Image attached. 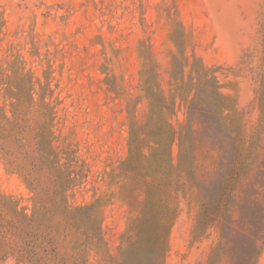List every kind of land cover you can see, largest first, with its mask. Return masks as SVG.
<instances>
[{
  "label": "rangeland",
  "instance_id": "obj_1",
  "mask_svg": "<svg viewBox=\"0 0 264 264\" xmlns=\"http://www.w3.org/2000/svg\"><path fill=\"white\" fill-rule=\"evenodd\" d=\"M0 22V77L35 83L25 122L7 128L19 140L9 145L16 164L0 154V264L120 259L147 182L162 163L177 166L180 153L177 141L150 160L157 147L146 135L153 123L145 82L167 92L173 63L184 57L209 69L241 112L256 165L226 191L222 230L210 217L196 230L202 203L211 209L226 184L228 164L212 142L193 146L196 160L186 161L194 169L179 187L178 170H167L179 214L166 264H264V0H0ZM43 100L48 124L37 126ZM173 122L183 128V109ZM42 137L52 148L46 159ZM89 228L101 234L99 247L85 242Z\"/></svg>",
  "mask_w": 264,
  "mask_h": 264
},
{
  "label": "trees",
  "instance_id": "obj_2",
  "mask_svg": "<svg viewBox=\"0 0 264 264\" xmlns=\"http://www.w3.org/2000/svg\"><path fill=\"white\" fill-rule=\"evenodd\" d=\"M178 37L180 36L178 35ZM176 47L181 50L180 43L176 42ZM171 77L170 88L167 92L159 90L156 84L152 87L148 82H145V90L150 101L149 122L153 123V132L146 133V135L150 139H155L152 142L157 147L150 160H154V153L158 152L160 148L171 147L178 141L180 149L178 165L175 166L169 161L164 165L162 163L155 176L150 182H147L145 204L141 217L131 227V232L134 234L133 241L122 250L117 262L104 257L102 264H141V260L146 255L150 258L148 264H166L169 253V237L179 214L177 197L171 186L173 178L167 170H178L175 188L182 185L180 179L184 175H189V172L194 169L186 161H193L194 164L196 160L199 150L193 149V146L208 145L212 142V145L221 152L224 161L228 164L225 166L227 178L224 191L215 200L211 209L208 206L212 202L202 203V210L197 220V231L203 228L204 220L207 217L217 220V224L221 230L223 229L222 213L226 208V191L231 190L235 183L244 181L245 173L243 171L245 169L251 168V173L254 171L256 163L253 162V156L255 151L252 149V143L249 145V149L243 145L241 112L222 92V87L214 74L202 64H198L196 61L191 63L189 58L184 57V60L175 59ZM34 85L32 79L22 74H15L11 78L7 74L0 77V87L5 86L3 88L5 107L0 109V154L3 155L9 167L16 164L14 156L16 152L9 149V145L15 146L19 140L16 131L7 130V128L19 127L24 121L23 114L33 108ZM261 101L264 103V97H261ZM7 106L11 108V117L7 114ZM259 108L263 113L264 105L261 104ZM178 109H183L186 115V123L180 131L176 130L173 122ZM41 110L42 112L32 120L37 126L48 124L46 112L48 113L50 110V105L45 100H43ZM200 119H203L204 122H201ZM261 122L263 121L261 120ZM196 126H201L204 131V134L200 136L201 139H204L202 141L199 140ZM135 134L134 127H131V138ZM39 147L41 158L46 159L51 156L52 148L51 145L49 146L47 137L41 138ZM199 191L202 195L204 190L199 188ZM84 210L91 211L92 208ZM262 235L264 241V232ZM84 236L87 245L99 247L101 234L97 230L89 228L84 232ZM260 251L261 248L258 249V253ZM29 257L33 263H37L38 260L34 258L35 256Z\"/></svg>",
  "mask_w": 264,
  "mask_h": 264
}]
</instances>
